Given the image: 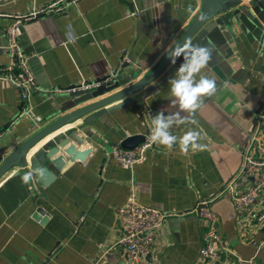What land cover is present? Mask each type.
Wrapping results in <instances>:
<instances>
[{"label":"crops","instance_id":"obj_1","mask_svg":"<svg viewBox=\"0 0 264 264\" xmlns=\"http://www.w3.org/2000/svg\"><path fill=\"white\" fill-rule=\"evenodd\" d=\"M55 1L0 0V65L8 62L3 32L11 20L5 16L48 8ZM174 4L179 11L173 18L174 33L178 36L197 13L200 2L174 0ZM131 11L125 1L80 0L70 4L64 13L24 21L20 27L21 45L31 58V66L40 84L65 87L106 74L116 64L121 52L132 48L136 31L133 19L128 15ZM68 25L78 37L75 41H70L66 35ZM147 52L148 42L142 36L134 47L133 55L142 58ZM253 57L251 64L260 67L257 82L248 87L254 93L239 84H230L212 100L202 104L194 114V124L171 129L178 136L189 128L200 131L205 138L203 150L184 155L178 146L168 151L157 145V151L132 170L112 162L106 178L110 184L92 206L94 199L91 194L98 184V160L64 173L48 190L50 202L30 198L20 178L8 177L0 181V264H42L55 242L67 235L66 228L69 232L64 245L49 264H89L107 248V264H126L121 248L113 244L120 235L116 210L127 201L132 182L141 204L163 210H186L196 200L212 197L239 167V150L252 127L251 112L264 97L261 94L264 93V45ZM202 74L214 78L206 67ZM171 99L167 83L148 99V104L154 115L161 110L167 115L178 110L170 103ZM57 102L54 98L31 95L34 112L40 116L53 112ZM17 105V91L0 81V127L7 123ZM30 123V120H21L9 132L1 133L0 147ZM109 124L110 129L105 131L107 138L109 131L113 138H117L116 124L127 134L142 129L138 114L131 107L118 111L114 118H110ZM219 194L209 203L220 219L219 250L224 262L219 264H264V247H258L264 238V226L259 230L240 228L231 202ZM37 206L54 213L63 221V226L57 224L56 219L48 220L44 225L35 222L32 214ZM88 210L90 213L76 231L70 220L78 219L81 211ZM205 230L200 219L183 222L177 228L169 224L152 255L147 258L148 262L199 264V248ZM225 250L233 254L228 255Z\"/></svg>","mask_w":264,"mask_h":264},{"label":"water","instance_id":"obj_2","mask_svg":"<svg viewBox=\"0 0 264 264\" xmlns=\"http://www.w3.org/2000/svg\"><path fill=\"white\" fill-rule=\"evenodd\" d=\"M78 1L80 0H61L59 9L50 6L45 12L35 14V18L64 13L70 4ZM120 1H125L126 6L132 10L128 14L133 19L136 31L133 34L132 48L123 50L116 64L103 76L85 79L65 87L40 84L39 77L31 66V58L25 54L20 41V27L24 25V18H20V14L5 16L11 20L3 32L4 50L7 52L8 62L0 66L7 67L11 62L12 43L7 37L6 30L13 26L16 43L31 83L22 93L11 77L0 76V81L13 87L18 93L16 111L7 123L0 127V134L9 132L21 120H30L31 123L0 147V181L8 177L22 180L24 175L30 174L29 181L22 180V183L33 200L42 198L45 202H50L48 190L56 185L64 173L73 167H82L98 160V184L91 194L94 199L92 206L104 188L110 184L106 178L112 162L132 170L145 163L149 156L157 151V145L149 139L150 117L155 115L148 104V99L163 89L183 63V57H180L175 64H172L166 55V52L176 44H183L185 40L190 39L194 44L213 49L212 58L206 69L213 75L212 79L217 81V91L214 95L205 97L203 103L212 100L230 84H239L253 92L248 87L255 84L260 75V67L256 66L258 64L251 63L254 60L253 56L259 53L261 46L264 45V0H199L200 8L178 36L174 33L176 30L173 18L179 11L175 9L174 0ZM142 36L148 42L149 52L142 58H135L134 47L138 40H142ZM32 94L54 98L58 100V105L53 107V112L43 116L37 115L31 104ZM261 94L264 95L262 92ZM262 99L261 104L251 112L252 127L239 150L241 160L239 167L212 197L198 199L186 210H163L154 205L141 204L135 184L132 182L129 184L130 193L125 204L134 201L163 214L175 215L164 221L161 228L163 232L169 224L177 228L183 222L200 219L199 211L204 207L203 203L213 200L239 173L250 139L260 131L263 123L264 97ZM130 107L138 114L142 129L127 134L116 124L117 138H113L110 131L107 138L105 131L110 129V118H114L118 111L128 110ZM190 120H194V116ZM192 124L194 123L189 122L184 125ZM146 139L149 140V145L141 161L126 164L116 159L117 148L132 150ZM224 197L230 201L228 194ZM210 209L214 212L212 208ZM88 213L90 210L81 211L78 219L70 220L76 231ZM233 214L235 216L234 210ZM65 218L69 219L68 215H65ZM32 219L39 225L56 219V223L63 226V221L42 206L35 208ZM68 232L69 229L66 228L67 235ZM64 238L55 242L42 264L51 262L63 247ZM107 253L108 248L92 258L89 264H107Z\"/></svg>","mask_w":264,"mask_h":264},{"label":"built area","instance_id":"obj_3","mask_svg":"<svg viewBox=\"0 0 264 264\" xmlns=\"http://www.w3.org/2000/svg\"><path fill=\"white\" fill-rule=\"evenodd\" d=\"M60 2L61 0H57L48 7L52 6L59 9ZM46 10L47 8H42L19 17L27 21L35 18V14L43 13ZM6 34L12 43V57L9 66H0V76L11 77L23 93L25 87L31 83V78L22 62V54L19 52V46L16 43L13 26L6 30ZM262 120L260 131L251 137L246 148L243 165L239 173L219 194L220 196L229 195L234 213L237 216L236 223L238 221L239 227H251L255 230H259L264 226V199L261 200L264 197V117H262ZM148 145L149 140L146 139L132 150L117 148L115 157L126 164L139 162ZM213 200L204 202V207L199 211L200 220L206 227L198 254L199 264L224 262L219 250L221 239L219 235L220 219L209 207V203ZM259 202L261 203L260 206H258ZM116 215L120 235L113 246L121 248L125 263L154 264L148 262L147 258L152 255L160 236L163 234L161 228L164 221L175 215L163 214L134 201H129L123 207L117 209ZM258 247H264V238L258 243ZM225 252L228 255L233 254L230 250H225Z\"/></svg>","mask_w":264,"mask_h":264},{"label":"clouds","instance_id":"obj_4","mask_svg":"<svg viewBox=\"0 0 264 264\" xmlns=\"http://www.w3.org/2000/svg\"><path fill=\"white\" fill-rule=\"evenodd\" d=\"M66 35L70 41L78 39L71 25H68ZM212 52L211 47L194 44L190 39L185 40L183 44H176L166 52L172 64L176 63L177 58L183 57V63L168 81L172 98L170 103L178 110L167 115L161 110L150 117L149 139L153 144L163 146L168 151L178 146L184 155L201 151L206 147L202 143L205 138L200 131L189 128L183 135L178 136L173 134L171 129L189 122L195 123L190 118L202 107L205 97L216 93L217 81L202 74V70L212 58ZM181 113H186L187 116ZM29 179L30 174L22 177L24 182H28Z\"/></svg>","mask_w":264,"mask_h":264}]
</instances>
